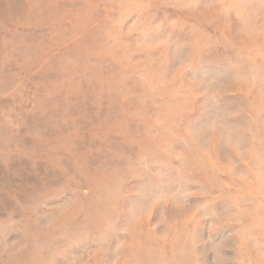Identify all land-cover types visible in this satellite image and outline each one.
Returning a JSON list of instances; mask_svg holds the SVG:
<instances>
[{
  "label": "rangeland",
  "instance_id": "rangeland-1",
  "mask_svg": "<svg viewBox=\"0 0 264 264\" xmlns=\"http://www.w3.org/2000/svg\"><path fill=\"white\" fill-rule=\"evenodd\" d=\"M0 264H264V0H0Z\"/></svg>",
  "mask_w": 264,
  "mask_h": 264
}]
</instances>
